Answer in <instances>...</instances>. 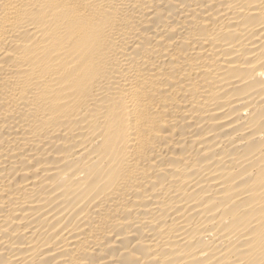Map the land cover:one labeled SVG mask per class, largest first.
Segmentation results:
<instances>
[{
    "label": "bare ground",
    "instance_id": "bare-ground-1",
    "mask_svg": "<svg viewBox=\"0 0 264 264\" xmlns=\"http://www.w3.org/2000/svg\"><path fill=\"white\" fill-rule=\"evenodd\" d=\"M0 264H264V0H0Z\"/></svg>",
    "mask_w": 264,
    "mask_h": 264
}]
</instances>
